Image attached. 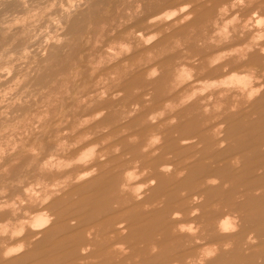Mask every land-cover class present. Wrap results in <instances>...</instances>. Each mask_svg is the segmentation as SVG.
I'll return each instance as SVG.
<instances>
[{"label":"rangeland","instance_id":"obj_1","mask_svg":"<svg viewBox=\"0 0 264 264\" xmlns=\"http://www.w3.org/2000/svg\"><path fill=\"white\" fill-rule=\"evenodd\" d=\"M263 16L264 0H0V264H264V88L208 84L229 57L212 39L264 47ZM243 57L234 72L264 82L263 49Z\"/></svg>","mask_w":264,"mask_h":264},{"label":"bare ground","instance_id":"obj_2","mask_svg":"<svg viewBox=\"0 0 264 264\" xmlns=\"http://www.w3.org/2000/svg\"><path fill=\"white\" fill-rule=\"evenodd\" d=\"M236 1V0H235ZM263 1V0H262ZM226 2V1H225ZM228 3V2H227ZM254 3V2H253ZM260 3V2H259ZM263 2H261V4H262ZM237 4V3H236ZM254 5H255V3H254ZM225 6V5H224ZM235 6V5H234ZM237 6V5H236ZM258 6H259V4H258ZM138 8H139V6H138ZM220 8V7H219ZM222 8H224L225 9V7H222ZM245 8V7H244ZM258 8H260V6L258 7ZM175 10V9H174ZM220 10V9H219ZM251 10V9H250ZM227 11V10H226ZM229 11V10H228ZM245 11V10H244ZM216 12V11H215ZM257 12V11H256ZM254 13V14H257V13ZM214 13V12H213ZM176 14V13H175ZM238 14V13H237ZM236 13H235V15H237ZM161 15V14H160ZM219 15H221V14H219ZM226 15V14H225ZM158 16V15H157ZM222 16V15H221ZM224 16V15H223ZM260 16V15H259ZM218 17V16H217ZM227 17L228 16H226V17H222L221 19V23H218L217 21L215 22L216 23V25H218L219 24V30H221L222 32H224V37H225V39H226V41L227 40H234V39H236L237 38V36H238V34H237V31H236V29H235V26L232 24V22H230V21H227ZM238 17H239V15H237V16H235V18L236 19H238ZM230 18V17H229ZM234 18V19H235ZM249 18V17H248ZM250 18H251V16H250ZM260 18V17H259ZM262 18V17H261ZM263 18H264V16H263ZM212 19V18H211ZM235 19V20H236ZM241 19V18H240ZM149 20H151V19H149ZM234 20V21H235ZM257 20V19H256ZM258 20H262V19H258ZM258 20H257V23H259L258 22ZM154 21V20H153ZM233 21V22H234ZM237 21V20H236ZM231 23V24H230ZM260 23H261V21H260ZM262 23H263V21H262ZM204 24V23H203ZM206 24V23H205ZM204 24V25H205ZM259 25V24H258ZM180 27V26H179ZM207 27V26H206ZM251 27V26H250ZM205 28V27H204ZM207 29H208V27H207ZM197 31V30H196ZM217 31V30H216ZM200 32V31H199ZM203 33V32H202ZM214 33V32H213ZM251 33V32H250ZM262 33V32H261ZM260 33V34H261ZM204 34V33H203ZM259 34V33H258ZM194 35V34H193ZM241 35H243V34H241ZM252 35V34H251ZM263 35V37H264V34H262ZM244 37V36H243ZM242 37V38H243ZM253 37V36H252ZM258 37H260L259 35H258ZM257 37V38H258ZM256 38V37H255ZM261 38V37H260ZM153 39V38H152ZM205 39V38H204ZM252 39V38H251ZM255 40V39H254ZM257 40V39H256ZM148 42H150V41H148ZM212 44H213V46L212 47H214L215 49H216V51H212V52H218V51H222V50H224V52L225 53H227L228 55H229V57H226V58H224V61H223V57H224V55L222 56V55H220L221 53L220 52H218V54L219 55H216L215 57H211V59L213 60V59H217V61L218 60H220V61H223V63H221V64H218V65H216L214 68H213V71L214 72H212V73H216V71H222V73L223 74H218L219 76H217L216 75V78H215V76L214 77H212V79H208L209 80V85H210V83L212 82V84L213 85H215V86H219V88L221 89L219 92H223L224 90V88L225 89H227V88H231L232 86H234L233 85V82L231 81V80H233L232 78H237V84H238V88L239 89H241V90H239L240 92H242V93H244L248 98H251V97H254L255 96V94L257 93L258 94V92L259 91H261L263 88H264V82H259L258 81V83H253V82H251V79L248 77V76H246V75H242V74H237L236 73V71L234 72V69L238 66V65H236V60H237V58L238 59H240V58H244L243 56H247L248 54H254V53H257L258 51H260V50H262L263 49V51H264V47L263 46H257V47H255V45L254 44H251V43H246L243 47H239L237 50H233V49H229V50H227V51H225V48H223L222 49V47H221V45H222V43H223V41H222V43H221V40H220V38L219 39H212V42H211ZM257 44V43H256ZM232 45V44H231ZM200 48V47H199ZM232 48H234V47H232ZM234 49H236V48H234ZM210 53V52H209ZM230 53H232V55L233 54H235V53H237V55L238 56H240V57H237V58H235L234 56H232V55H230ZM132 54V53H131ZM191 54H192V51H191ZM207 55V54H206ZM130 56V55H129ZM128 57V56H127ZM200 57H202V56H200ZM126 58V57H125ZM196 58V57H195ZM195 58H193V59H195ZM198 58V57H197ZM124 59V58H123ZM120 60V59H119ZM118 60V61H119ZM122 60V59H121ZM208 60H210L209 58H208ZM115 63H116V61H115ZM213 64V63H212ZM252 64V63H251ZM112 65V64H111ZM153 65V64H152ZM198 69V68H197ZM78 70V69H77ZM149 71H150V69H149ZM184 71H186V70H184ZM78 72V71H77ZM155 71H153V73H154ZM187 72V71H186ZM245 74V73H244ZM247 74V73H246ZM249 74V73H248ZM187 75H188V72H187ZM147 76V75H146ZM112 78V77H111ZM195 78H197V77H195ZM193 79V78H192ZM260 79H262V78H260ZM196 80V79H195ZM200 80V79H199ZM207 80V79H206ZM205 80V81H206ZM210 80H212L211 82H210ZM145 81V80H144ZM190 81V80H189ZM192 81H194V80H192ZM200 81H202V80H200ZM204 81V82H205ZM189 83V82H188ZM194 83V82H193ZM207 85V84H206ZM211 86V85H210ZM207 87H209V86H207ZM206 87V88H207ZM137 88V87H136ZM178 91V90H177ZM194 91V90H193ZM192 91V92H193ZM105 93V92H104ZM91 94V93H90ZM89 94V95H90ZM191 94V93H190ZM88 95V96H89ZM193 95H195V94H193ZM90 97H92L91 95H90ZM170 97V96H169ZM262 97H264V92L262 93ZM147 98V97H146ZM190 98V97H189ZM95 99V98H94ZM94 99H93V101H94ZM166 100V99H165ZM164 100V101H165ZM92 101V100H91ZM171 101V100H170ZM169 101V102H170ZM138 102V101H137ZM91 103V102H90ZM168 103V102H167ZM177 104H179V103H177ZM182 104V103H181ZM184 104V103H183ZM138 105V104H137ZM145 107V106H144ZM173 107V106H172ZM209 107V106H208ZM233 108V107H232ZM262 111V110H261ZM100 113H101V111H99ZM234 112H236V113H240L241 112V110L240 109H236V110H234ZM262 113V112H261ZM172 114L173 113H171V116H172ZM138 115V114H137ZM152 115V114H151ZM136 117V116H135ZM242 118V117H241ZM174 119H175V117H174ZM243 119V118H242ZM154 120V119H153ZM172 120H173V118H172ZM171 120V121H172ZM222 123L223 122H216V123H214V125H215V127H222ZM152 125V124H151ZM239 128V127H238ZM220 129V128H219ZM216 130H217V128H216ZM237 130V129H236ZM220 132V131H219ZM236 132V131H235ZM240 132V131H239ZM251 132H252V130H251ZM154 133V132H153ZM254 133V132H253ZM221 134V133H220ZM160 135V134H159ZM151 136V135H150ZM155 136V135H154ZM160 137V136H159ZM154 138V137H153ZM153 138H151V139H153ZM156 138H158V136H156ZM155 138V139H156ZM159 139V138H158ZM256 139V138H255ZM183 140V142L184 143H188L191 139H189V138H183L182 139ZM253 141H251V143H252ZM253 144H254V142H253ZM81 146V145H80ZM84 146V145H83ZM76 147V146H75ZM238 147V146H237ZM240 148V147H239ZM74 149V148H73ZM137 150V149H136ZM258 151V150H257ZM138 152V151H137ZM89 154L90 153H88V154H84L83 153V155L85 156V155H88L89 156ZM91 154H93V153H91ZM79 155V154H78ZM83 156V157H84ZM87 156V157H88ZM230 156V155H229ZM83 157H79L80 159L81 158H83ZM46 158V157H45ZM85 158V157H84ZM83 158V159H84ZM206 158V157H205ZM67 159H65V160H63V161H66ZM85 160V159H84ZM239 160V159H238ZM55 162V161H54ZM139 162V161H138ZM216 162V161H215ZM99 163V162H98ZM217 163V162H216ZM236 164V163H235ZM167 165V164H166ZM187 165V164H186ZM169 166V165H168ZM163 167H166V166H163ZM85 168H87V167H85ZM169 168H171L170 166L168 167V169ZM139 169V168H138ZM137 169V170H138ZM146 169V168H145ZM166 169V168H165ZM147 170V169H146ZM89 171H91V169L89 170ZM181 171V170H180ZM87 172V171H86ZM183 172V171H182ZM58 173V172H57ZM74 173V172H73ZM84 173V172H83ZM77 174V173H76ZM75 174V175H76ZM139 174V173H138ZM54 175V174H53ZM56 175V174H55ZM69 175V174H68ZM72 176V175H71ZM86 175L85 174H79L78 175V177H79V179H82V178H84ZM54 177H56V176H54ZM67 177V176H66ZM66 179H68V177L66 178ZM62 180H64V179H62ZM209 180H211V179H209ZM213 180V179H212ZM214 181V180H213ZM83 183V182H82ZM61 184H63V183H61ZM204 184V183H203ZM78 185V184H77ZM65 187H66V185H65ZM76 187V186H75ZM73 188V187H72ZM71 189V188H70ZM139 186H138V190H137V192H139ZM66 191H68V190H66ZM253 191V190H252ZM256 192H258V191H256ZM194 195H196L197 196V193L195 192L194 193ZM138 196H140V195H138ZM186 198H183V200H185ZM227 202V201H226ZM2 205H3V203H2ZM6 205V204H5ZM248 205H251V204H248ZM247 205V206H248ZM7 206V205H6ZM2 207V206H1ZM243 207V206H242ZM124 208H126V207H124ZM248 208H250V207H248ZM259 208V207H258ZM257 208V209H258ZM197 209V208H196ZM195 209V210H196ZM255 209V208H254ZM195 210H193V211H195ZM3 211V210H2ZM198 211V210H197ZM242 211V210H241ZM46 212V211H45ZM116 212V211H115ZM114 212V213H115ZM118 212V211H117ZM242 212H244V211H242ZM248 212V211H247ZM250 212V211H249ZM248 212V213H249ZM253 212V211H252ZM3 213V212H2ZM37 213V212H36ZM175 213H177V212H175ZM238 213V212H237ZM177 215V214H176ZM212 215V214H211ZM257 217V216H256ZM227 218V217H226ZM229 219V218H228ZM255 219V218H254ZM67 220V219H66ZM100 220V219H99ZM185 220V219H184ZM24 221V220H23ZM26 221V220H25ZM47 221V217L43 214V213H37L36 215H34L33 216V218H32V221H31V223H32V226L33 227H38V226H43V224L45 223ZM206 221V220H205ZM223 221H225V223H223V225H224V227H226V226H228V224L227 223H229L230 222V219H229V221L228 220H223ZM222 221V222H223ZM228 221V222H227ZM106 222V221H105ZM244 222V221H243ZM250 222H251V220H250ZM253 222V221H252ZM22 223V222H21ZM48 222H46V224H47ZM109 224V223H108ZM182 225L184 224V226H185V223H181ZM188 224V223H187ZM227 224V225H226ZM243 224H245V223H243ZM255 224V223H254ZM99 225H101V224H99ZM129 225V224H128ZM189 225L191 226L192 224L191 223H189ZM206 226H207V224H205ZM231 225V224H230ZM251 225V224H250ZM84 226H86V225H84ZM108 226V225H107ZM184 226L183 227H181L182 229L184 228ZM187 226V225H186ZM231 226H234V224L233 225H231ZM126 227L127 226H124V225H122V226H120V227H118L117 228V230H122V231H124L125 229H126ZM178 227H179V225H178ZM198 227V226H197ZM219 227V226H218ZM81 228V227H80ZM191 228H193V227H191ZM204 228V227H203ZM206 228V227H205ZM12 229V228H11ZM20 229V228H19ZM196 229V228H195ZM217 229H219V228H217ZM227 229H229L228 227H227ZM234 229V228H233ZM191 230H193V229H191ZM19 231H21V230H19ZM18 231V232H19ZM203 232V231H202ZM219 232V231H218ZM192 234V233H191ZM4 236V235H3ZM193 237H195V238H198V235H196V234H194V236ZM100 238V237H99ZM19 239V238H18ZM204 239V238H203ZM218 240V239H217ZM253 240V239H252ZM3 241V240H2ZM1 241V242H2ZM8 241V240H7ZM101 241V240H100ZM6 242V241H5ZM20 243V242H19ZM5 244V243H4ZM106 244H108V243H106ZM227 244V243H226ZM21 245V244H20ZM19 245V247H22V246H20ZM200 245V244H199ZM8 246V245H7ZM215 246V245H214ZM8 247H10V246H8ZM88 247H89V245H88ZM105 247H106V245H105ZM224 247V246H223ZM11 248V247H10ZM16 249H17V247H15ZM13 249L14 251L16 250V249ZM216 249V248H215ZM185 250V249H184ZM10 251V250H9ZM20 251V250H19ZM183 251V250H182ZM215 251V250H214ZM13 252V251H12ZM207 252V251H206ZM202 255V254H201ZM200 255V256H201ZM200 256H199V258H200ZM206 257V256H205ZM262 258V257H261ZM194 260V259H193ZM262 260V259H261ZM190 261V260H189ZM196 262V261H195ZM199 262V261H198ZM197 262V263H198ZM201 262H202V260H201ZM164 262L162 261L161 263H159V264H163ZM176 263V262H175ZM189 263V262H188ZM191 263V262H190Z\"/></svg>","mask_w":264,"mask_h":264}]
</instances>
